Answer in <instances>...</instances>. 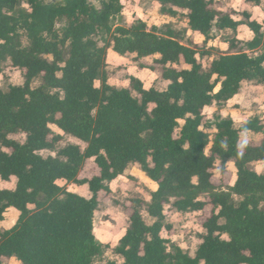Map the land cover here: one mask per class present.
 <instances>
[{
  "label": "trees",
  "instance_id": "1",
  "mask_svg": "<svg viewBox=\"0 0 264 264\" xmlns=\"http://www.w3.org/2000/svg\"><path fill=\"white\" fill-rule=\"evenodd\" d=\"M157 1L204 41L193 47L182 32L140 18L117 25L122 0H101L100 7L91 0H0V77L8 61L24 76L22 86L0 87V179L16 181L14 190H0V264L12 258L20 264H93L102 253L95 234L100 195L109 194L130 165L157 189L146 207L152 225L133 210L116 248L123 264H264V173L250 168L264 163V121L254 117L237 128L232 119L205 114L231 101L244 83H264V22L247 11L223 12L217 0ZM243 26L252 33L248 41L239 39ZM219 37L228 50L210 51ZM109 49L137 63L153 59L168 86L147 89L134 76L128 88L111 85ZM214 55L206 68L204 58ZM246 133L262 138L243 142ZM65 135L82 144L59 148ZM219 160H233L237 170L229 193L215 190ZM89 161L98 173L82 178ZM61 182L87 186L90 197ZM168 205L180 213L211 208L195 257L163 236L171 229ZM11 208L20 216L4 231Z\"/></svg>",
  "mask_w": 264,
  "mask_h": 264
},
{
  "label": "rangeland",
  "instance_id": "2",
  "mask_svg": "<svg viewBox=\"0 0 264 264\" xmlns=\"http://www.w3.org/2000/svg\"><path fill=\"white\" fill-rule=\"evenodd\" d=\"M91 1L95 6L100 7L101 0ZM122 2L125 5V12L124 16L116 22L117 25L129 26L135 18H140L149 26H157L163 31L172 28L182 32L184 41L192 44L193 47H198L204 41V37L192 32L182 18L163 12L162 5L157 0H122ZM217 3V8L223 12H230L231 10L236 12L247 11L253 19L264 22V0H262V5L259 7L254 6L252 3H246L245 0H217ZM24 7L28 8L25 4ZM251 38L252 33L247 27H241L239 39L248 41ZM208 46H210V51L211 46L224 51L228 50V44L223 43L220 37L212 40ZM217 55L205 57L203 60L204 66L208 68L210 61L215 59ZM152 60L137 63L129 58L120 57L112 49H109L106 62L109 83L120 88H128L130 86L129 78L134 76L140 78L147 89L150 87L158 90L165 89L168 82L161 77L163 68L153 65ZM3 67L4 72L0 77V87L3 90H8L11 85L22 86L24 84V76L20 69L13 67L10 61L6 62ZM40 84L41 81L37 80L33 86L37 87ZM100 85V82H97V86L100 87ZM205 114L210 119L216 115L232 119L237 128L244 126L249 119L254 117H259L264 121V83L261 85L244 83L239 94L231 101L208 107L205 109ZM53 129L60 132L55 126H53ZM12 138L23 142L25 135L15 134L12 135ZM261 138L262 136L252 133L242 134L243 142H258ZM72 144L81 145L82 143L65 135L59 148ZM43 154L45 156H56V153L51 152H44ZM250 168L258 173H264V163H252ZM97 173L98 170L95 164L89 161L84 165L80 175L82 178H92ZM236 173L237 170L233 160H219L213 178L216 192L229 193L236 180ZM59 184L65 186L70 192L90 197L87 186L67 185L65 182ZM15 187L16 181L6 182L0 179V190H14ZM109 187L111 189L109 194L101 193V203L95 215V234L97 242L102 246V253L94 259L93 264L124 263L123 258L116 253V248L130 226V217L135 207L141 211L143 218L149 225L154 223V220L149 217L146 207L151 199V193L157 189V184L150 180L138 165H130L125 173L113 181ZM199 198L207 200L208 196L200 193ZM133 200H140L141 203L135 205ZM234 200L236 203L240 202V199L236 196H234ZM261 206L264 208V202ZM30 208H33V206ZM210 210L209 207L206 211L200 213H180L171 205L166 206L165 223L170 225L171 229H164L163 236L170 240V246L178 245L189 256L195 257L202 243L200 235L204 232L203 223L210 215ZM19 216L20 213L17 210H8L4 221L1 223L2 229L4 231L12 229L17 224ZM2 264L20 263L12 258L2 260Z\"/></svg>",
  "mask_w": 264,
  "mask_h": 264
},
{
  "label": "crops",
  "instance_id": "3",
  "mask_svg": "<svg viewBox=\"0 0 264 264\" xmlns=\"http://www.w3.org/2000/svg\"><path fill=\"white\" fill-rule=\"evenodd\" d=\"M140 79V78H139ZM11 209H13V208H11ZM11 209H9V210H11ZM16 210V209H15Z\"/></svg>",
  "mask_w": 264,
  "mask_h": 264
}]
</instances>
